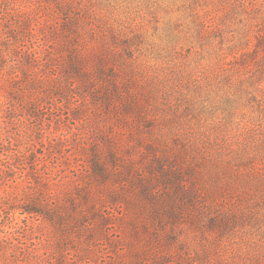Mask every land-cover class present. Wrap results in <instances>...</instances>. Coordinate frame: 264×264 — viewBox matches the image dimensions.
I'll use <instances>...</instances> for the list:
<instances>
[{
	"label": "rangeland",
	"instance_id": "obj_1",
	"mask_svg": "<svg viewBox=\"0 0 264 264\" xmlns=\"http://www.w3.org/2000/svg\"><path fill=\"white\" fill-rule=\"evenodd\" d=\"M10 8L25 12L44 34L26 30L21 41L38 50V61L27 53L20 62L11 58L0 41V227L15 243L37 245L40 264H57L60 257L52 251L53 225L41 219L34 228L14 210L33 156L47 154L42 170L58 178L83 179L87 148L106 153L115 147L122 163L115 171L156 180L159 174L147 166L161 157L184 175L189 198L170 184L158 183L153 192L163 200L169 189L183 202L168 247L175 254L171 264H264V109L251 100L255 94L264 101V81L254 83L256 63L239 58L264 29V0H12ZM68 20L76 31L63 29ZM93 52L104 56L112 76H98ZM74 58L87 79L70 68ZM21 69L45 79L32 88ZM40 96L44 107L31 112L24 101ZM132 99L140 104L136 112L125 108ZM120 183L113 179L109 189ZM127 183L118 200L131 203L121 209L112 206L110 190L102 192L106 213L124 214L115 222L124 239H130L131 219L138 229L154 225L167 252L168 232L153 203L137 182ZM100 255L98 264L108 260ZM17 257L24 259L20 251Z\"/></svg>",
	"mask_w": 264,
	"mask_h": 264
},
{
	"label": "trees",
	"instance_id": "obj_2",
	"mask_svg": "<svg viewBox=\"0 0 264 264\" xmlns=\"http://www.w3.org/2000/svg\"><path fill=\"white\" fill-rule=\"evenodd\" d=\"M11 3L12 0H0V14L3 13L0 17V41L5 42V45L8 46L11 58H18L20 62L22 60L20 58L21 54L27 53L33 59L32 61H38V50L28 49L21 41L24 42L22 39L26 30L32 36H38L42 32L39 28L32 26L29 19L26 20L22 16L25 12L20 14L18 12L20 10L17 11L10 8ZM4 13L8 17L2 19ZM13 25L15 26L14 29L12 28ZM62 26H65L63 29H68V31H76L73 21L68 20ZM3 36H7L6 40H4ZM76 42L73 45L78 49L79 42ZM251 49L249 52L241 53L239 58L244 59L246 57L250 62L256 63L257 71L253 73L252 78H254V83L259 84L264 81V29L258 31L255 45ZM109 50L110 48L108 47L106 52ZM110 51L119 55L121 50L113 47ZM89 57L96 58L98 63L97 73L100 78L112 76L106 72L103 66L105 59L102 54L93 52ZM28 58L27 56L23 61ZM74 62L75 64H71L70 68L77 74L82 75V78L87 79V75L81 74L79 68L81 62H78L75 58ZM21 74L26 79V84L32 88L38 85L42 81L41 79H45L43 76L35 79L30 78L26 69H21ZM111 85L114 88L112 91L119 94L118 87L112 83ZM254 91L256 94L261 92L259 88ZM255 97L257 95L253 94L251 100L256 103L258 108L262 107L264 109V101H256ZM24 102L31 112H35L44 107L45 101L40 96L34 99H27ZM138 107H140V104L132 99L125 108L128 111H135ZM50 144L52 146V143ZM88 148L87 150L90 153L86 155L88 163L85 162V164L89 168L87 167L88 170H83L78 175L83 179H79V177H71L68 180L61 177L58 178L54 171L50 169L42 170L45 159L48 157L47 154L40 153L41 155L33 156V160L29 162L28 172L21 177H30L31 181L29 179L28 181L26 180L24 182L23 195L15 197V200L18 201L15 203L14 210L24 215V219L29 220L34 228H38L41 225V219L53 225L56 235L54 236L55 245L53 243L55 247L52 251L60 254L57 264H98L97 261L101 256L100 254L105 256L101 257L102 259H108L100 264H171V259L175 254L168 247L172 240L175 241L173 238V227L176 228L181 221L183 213L181 212V206L183 202L182 200L177 201L174 198V193L170 192L169 189H164L163 200H161L160 196L156 199L154 193L158 183L170 184V186H174L175 193L186 199L189 198L191 192L185 189L182 171L177 168L175 162L164 161L161 157L154 158L147 166L152 174L155 172L159 174L156 180L151 179L152 177L146 178L141 173H133L131 169L124 170L123 168V170L115 171L112 168L117 166V164H119L118 167L122 168L121 161L116 154L112 153L115 147H111L109 151L107 149L106 153H102L98 146ZM82 149L80 147V150ZM109 163L112 167L108 166ZM133 176L136 181L133 180ZM113 179L118 180L119 183L122 179L125 181L120 183V187L109 189L111 185H108V183L113 181ZM127 181H130V183L137 182L144 199L153 203L154 209L152 211L155 218H157L156 220H159L161 227L165 225L161 230H167L168 232V236L165 237L169 241L166 242L168 244L166 247L167 252L162 249V238H160L161 242H159L160 236L157 235L154 225L153 227L145 225L142 226V229H138L137 221L131 219L129 223L132 231L131 235L128 236L130 239H124L120 235L119 227L115 225L117 220L123 219L124 214L115 217L116 215L106 213V194L103 195L104 193H102L104 190H110L109 193L115 197V203L112 206L121 209L124 207V203H131L130 199L118 200L119 192L117 191L123 190L126 192L125 189H129ZM93 182L98 183V185H94ZM161 201L163 202L161 203ZM147 209L150 215L149 208ZM216 225L218 224H214V226ZM12 228L14 229V227ZM111 229H114V232H111ZM4 230L5 228L0 227V264H10L11 262L14 264H19V262L21 264H40L41 253L37 245L24 246L23 243H15L14 239L10 237L11 232ZM46 241L44 239V242ZM48 241L50 244L51 240ZM9 248L15 254L9 255L10 252L7 253ZM18 251L23 254L24 259H18ZM69 255H72L71 258H67Z\"/></svg>",
	"mask_w": 264,
	"mask_h": 264
}]
</instances>
